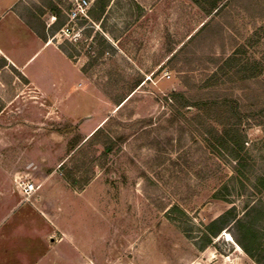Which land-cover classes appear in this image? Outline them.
<instances>
[{
  "label": "rangeland",
  "instance_id": "rangeland-1",
  "mask_svg": "<svg viewBox=\"0 0 264 264\" xmlns=\"http://www.w3.org/2000/svg\"><path fill=\"white\" fill-rule=\"evenodd\" d=\"M75 1L23 0L15 11L73 52L84 78L54 46L39 50L42 43L19 31L13 14L0 25L18 60L39 50L29 76L46 89L58 77L61 109L78 120L68 122L51 109L40 114L36 108L45 101L32 98L36 88L0 55V111L20 94L13 109L36 106L0 119V174L34 184L29 197L55 206L56 214L62 205V221L72 214L78 233L89 225L95 239L107 235L96 253L101 261L93 264H194L205 248L233 253L239 245L233 233L264 264V0H217L218 12L215 0H102L107 6L100 21L90 13L100 0H88L87 18L72 22ZM173 92L192 105L172 102ZM120 96L129 100L117 106L113 100ZM197 98L212 102L218 122L194 106ZM88 114V126L101 123L89 140L80 128ZM30 198L11 221L29 206L27 214L33 212ZM229 210L259 231L261 245L232 226L202 248L207 225ZM38 213V226H50Z\"/></svg>",
  "mask_w": 264,
  "mask_h": 264
},
{
  "label": "crops",
  "instance_id": "crops-1",
  "mask_svg": "<svg viewBox=\"0 0 264 264\" xmlns=\"http://www.w3.org/2000/svg\"><path fill=\"white\" fill-rule=\"evenodd\" d=\"M22 1L23 0H13L7 6L0 3V25L8 16V13L13 14L16 22L19 23L18 25L20 27L22 26V29H20L19 26L17 27L19 31L24 32L23 34H25L29 39L42 43L39 50L54 46L56 49L55 54L57 53L67 58L74 68L78 69V73L84 78L85 75L81 68H79L73 60L67 57L59 46L51 40L52 38H43L41 35H43L44 32L39 34L37 31L25 24L22 18L15 11V8H17ZM53 16L56 19L55 12H53ZM11 44L12 41H10L8 37L2 38L0 36V55L5 58L8 65L15 67L28 78V86L36 88V91H34L35 94H33L34 96H32V98L36 97L39 98L37 99L39 101H45V103L36 108L40 114H43L44 110L49 111L48 109H51V114H54L57 117H67V121L70 122V120H72L70 116H72L74 118L71 122H78L75 118L76 114L74 111L69 110L66 112L61 109L63 103H65L63 101L65 97L62 95L63 92L61 90L62 81L57 83L58 77H51V81H53L52 87H48V89H46L42 88L29 76L26 69L30 66L28 64L34 59L39 50L27 60L22 61L18 60L16 58L17 56L13 54ZM45 66L43 67L45 68ZM42 68L39 66V69ZM44 70L45 71H43L42 74L48 75L49 71L46 68ZM21 98H23L21 94L17 95L11 103L1 110L0 119L5 118L7 120V117H9L11 113L13 115L17 114L16 116H24L32 109V107H36L35 105H32V103L31 105L27 104L25 107L13 109V105L15 103L17 104L18 100ZM92 119L93 115L88 114L81 122L80 128L82 130L81 132L86 133L84 137L85 139H88L93 132H95L98 128H101V123L98 122L99 120L94 125L88 126V124L92 122ZM17 127L24 128V125L19 124L16 128ZM0 128L2 127L0 126ZM9 130L10 128L6 129L7 132ZM8 142L11 144L13 143V140ZM26 157L29 159L28 154ZM17 176L18 175H16V177H12L9 172L0 174V264H91L92 259L94 258L100 262L101 260L97 257L96 253L98 249H101V251L104 249L108 236L102 234L100 236H96L95 239L93 229L90 231L89 225H86L84 230L79 231L78 233L76 231L77 226H74L73 224L72 214L69 222L62 221V214L60 213L63 212V208L62 205L58 204V201H55V204L57 202L59 209V213L56 214V210H54L55 206H53L52 210L51 207L45 206V203L40 205L39 197H35L34 200L33 197L35 195L31 198H26L21 189L17 187V184L22 177ZM37 192L38 191H35L33 194H36ZM59 192L62 197L64 192L62 189H59ZM29 198L33 203V212L27 214L26 211L31 209L29 206V208L27 207L25 211H21L18 214V220L11 221L10 218L13 216V212L17 209L21 210L25 202L29 201ZM37 213L41 214L42 217H45L48 220L50 219L53 223H49L51 224L50 226L47 224L38 226ZM200 253L201 257L196 259L194 264H220L223 262L220 257H223V260H226L224 264H257L241 249H236L233 253L228 255L218 254L216 252V248L214 247L205 248Z\"/></svg>",
  "mask_w": 264,
  "mask_h": 264
},
{
  "label": "trees",
  "instance_id": "trees-1",
  "mask_svg": "<svg viewBox=\"0 0 264 264\" xmlns=\"http://www.w3.org/2000/svg\"><path fill=\"white\" fill-rule=\"evenodd\" d=\"M101 1V2H100ZM97 2L95 8L90 12L93 19L95 21H100L102 14L106 11V6L107 3L100 0ZM227 1V0H226ZM211 6L212 8H214L215 10H217V12L222 8L221 5H219L218 1L215 0L214 2H211ZM55 14H56V22L58 23H54L55 24V29L59 26L62 25V22L58 21V17L60 14V11L57 9V7L53 8ZM204 26V25H203ZM60 28V27H59ZM45 39L47 38V36H45V33L43 35ZM194 36V35H193ZM193 36L190 37V39H194ZM69 43V42H67ZM71 44V43H70ZM61 50L68 55L69 58H74L73 52L69 51L67 48H64L63 46H61ZM73 47V44H72ZM74 48V47H73ZM229 60H232V58H229ZM181 98V99H180ZM127 96H120L118 98H115L113 101L117 106H122L123 103L127 100ZM172 102L176 101L177 103L181 102L180 105L181 107H187V106H191L192 104L187 101V98L185 96L184 93L182 92H173L171 94V97L169 98ZM129 100V99H128ZM198 100V98H197ZM196 106L199 110H203L205 111L206 115L214 120L215 122H218V119H216L209 111L212 110L213 108V104L210 101H205V100H198L197 103L194 105ZM220 124H223L221 122H219ZM101 128H98L94 134L91 136L92 138L96 135H98V133L100 132ZM208 133L210 131H207ZM216 135L218 137L223 138L221 135H219L218 133H216ZM90 137V138H91ZM89 138V139H90ZM88 139V140H89ZM225 142H228L227 140ZM105 148L106 150H110L112 149V144H111V140L108 139L105 142ZM63 166V165H62ZM67 180L71 183H74V181L72 179H70V177H67ZM232 226L235 227H239L242 230H244L245 232V237L246 239L251 240V242L255 243L256 245L260 243V233L257 229L253 228L252 226L247 225L246 223H244V219L243 218H238L234 213L233 210H229L221 215H219L218 217H216L215 219H213L208 225H207V229H208V234L206 235V243L202 246V248L210 245L213 243L214 238L218 237L220 235V233L225 230V229H230ZM234 237L236 239V242L240 245V247L253 259L255 260L258 264H261V262L256 258L255 252L254 250L247 244L245 243V241L243 240V238L241 237V235H239L238 233H233ZM258 247H256L257 249Z\"/></svg>",
  "mask_w": 264,
  "mask_h": 264
},
{
  "label": "built area",
  "instance_id": "built-area-1",
  "mask_svg": "<svg viewBox=\"0 0 264 264\" xmlns=\"http://www.w3.org/2000/svg\"><path fill=\"white\" fill-rule=\"evenodd\" d=\"M89 9V1L88 0H76L74 3V7L71 9L70 13L68 14L70 21L75 22L76 20L87 18ZM62 31L66 34L71 32V28L62 29ZM18 187L21 191L26 195L28 198L34 189V184L29 182H20ZM93 264V263H91Z\"/></svg>",
  "mask_w": 264,
  "mask_h": 264
},
{
  "label": "bare ground",
  "instance_id": "bare-ground-1",
  "mask_svg": "<svg viewBox=\"0 0 264 264\" xmlns=\"http://www.w3.org/2000/svg\"><path fill=\"white\" fill-rule=\"evenodd\" d=\"M228 239L230 240V242L233 240L232 236L230 234H228ZM227 240V239H226ZM234 242V241H233ZM236 247L240 250L241 247L239 245L236 244Z\"/></svg>",
  "mask_w": 264,
  "mask_h": 264
}]
</instances>
